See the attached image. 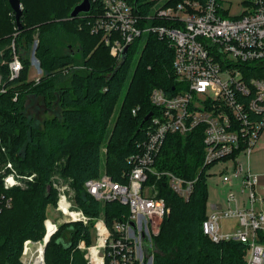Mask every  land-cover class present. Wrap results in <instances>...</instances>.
<instances>
[{
    "label": "trees",
    "instance_id": "obj_1",
    "mask_svg": "<svg viewBox=\"0 0 264 264\" xmlns=\"http://www.w3.org/2000/svg\"><path fill=\"white\" fill-rule=\"evenodd\" d=\"M80 1L20 0V28L8 1L0 0V87L4 88L0 90V155L9 157L19 172H36L28 188L4 190L12 196V205L0 212V264H22L24 240L42 238L47 205L56 201L50 177L57 167L70 179L76 205L88 215L103 213L109 223L127 212L126 205L117 201H96L83 182L102 172L125 180L128 156L139 150L138 141L149 123H142V118L151 110L156 112L151 90L160 87L172 93L177 86L171 67L173 49L165 39L147 33L130 73V54L139 37L130 43L125 59L117 60L101 34L91 32L94 18L102 12L99 0H90L88 12L71 17V9ZM127 1L143 15L154 3ZM35 39V56L42 69L37 81L28 78V52ZM12 41L23 67L9 79ZM66 74L60 81V75ZM29 96L40 98L45 110L52 107L59 112L36 124L26 111ZM202 139L201 126L185 134L168 133L155 157V168L192 181V188L185 198L170 188L166 176L146 180L156 184L157 195L169 207L154 236L152 264H244L243 242H216L202 230L208 167L202 165ZM58 227L44 247L45 264H86L76 244L82 238L89 241V226L64 222Z\"/></svg>",
    "mask_w": 264,
    "mask_h": 264
},
{
    "label": "built area",
    "instance_id": "obj_2",
    "mask_svg": "<svg viewBox=\"0 0 264 264\" xmlns=\"http://www.w3.org/2000/svg\"><path fill=\"white\" fill-rule=\"evenodd\" d=\"M162 1L143 15L127 0H99L102 12L91 24V32L101 34V41L117 60L124 46L129 47L143 33L156 34L173 49L171 67L177 86L172 87V93L160 87L151 90L149 97L156 112L146 120L149 123L138 141L139 150L128 156L130 168L122 174L125 180L102 172L83 182L96 201H117L126 205L127 212L109 223L103 213L88 215L70 198V179L61 183L50 178L57 192L54 215L45 212L44 233L35 242L48 241L64 222H80L94 235L93 240L82 238L76 244L86 264H152L155 243L151 230L154 221L160 222L168 214L169 207L157 195L156 184L146 180L166 176L170 188L187 198L192 181L153 165L168 133L185 134L201 126L202 165L221 164L219 178L226 187L225 206L206 214L202 230L216 242H243L244 264H264V198L258 197L259 205H254L258 175L250 169L252 147L264 130V0H246L241 12L232 18L219 14L218 0ZM154 19L164 23L150 22ZM35 43L36 39L28 57L36 71L31 79L37 81L42 69ZM13 44H9V79L17 77L23 67ZM1 165L0 212L12 205V196L4 190L27 186L36 179L34 172L20 174L7 156L0 155ZM223 218L236 221L226 229L220 224ZM35 242L24 240L22 264H35L30 256Z\"/></svg>",
    "mask_w": 264,
    "mask_h": 264
},
{
    "label": "rangeland",
    "instance_id": "obj_3",
    "mask_svg": "<svg viewBox=\"0 0 264 264\" xmlns=\"http://www.w3.org/2000/svg\"><path fill=\"white\" fill-rule=\"evenodd\" d=\"M175 0H172V2H174ZM246 0H218V3L220 5V9H219V14H221L223 17H235L236 15H238L241 10L243 9V7L245 6V2ZM163 2L162 0H154L153 5H156L158 3ZM170 3V2H169ZM145 33H143L139 38H137L136 42L134 43V50L133 52L130 54L131 55V63H130V73L132 72L134 65L136 63L137 58L139 57V53L141 52V48L145 42ZM129 73V75H130ZM36 75V71L35 68L32 64L29 65L28 68V78L31 77H35ZM128 75V77H129ZM61 79L60 81H62L64 78H66L68 75H60ZM26 102V107H27V114L30 115L32 117V119L34 120V122L37 124H39V122L45 118V117H50L53 113H58L59 109L55 108L53 109L52 107L48 108V110H45L42 107V100H40V98H35L32 96H29ZM53 110H52V109ZM119 106L117 105L115 110H114V114L117 113ZM260 136L257 140V142L255 143L254 147H252V151L250 154V169L253 172H256L258 174V180H257V184L254 187V191L257 197V200L255 201L254 205H259V201H258V197L260 198H264V130H262L261 133H259ZM104 150V148L102 149V151ZM1 168L4 167V165L0 166ZM14 167L17 169V167L14 165ZM18 170V169H17ZM220 170H221V164L216 163L213 165H210L206 168V172H207V200H206V214H209L215 210H218L220 208H222L224 206V198L226 195V187H224V185L221 183V178L220 177ZM19 172V170H18ZM34 172V171H32ZM30 173V172H29ZM36 173V172H34ZM20 174L23 175H27L28 172H20ZM53 178L55 181H60L61 183H65L67 180H69V178L62 174L61 171L59 170V168H55V170L51 173V177ZM22 181L24 180L23 178H20ZM33 182L28 183L27 186L24 187H16L19 189H25L28 188V186L32 185ZM55 192L56 189L54 188ZM1 191V190H0ZM69 195L70 198H73L75 195L74 189L71 186V190L69 191ZM56 197H57V192H56ZM53 204H48L46 211L48 214L50 215H54V211H53ZM236 219H232V218H227V219H221L220 220V224L222 226V228H228L229 226L234 225ZM160 222H155L154 221V226H153V230H151V235H152V239L154 242V236L158 233L159 231V227H160ZM94 235L93 233L90 235V239L93 240ZM38 241V240H36ZM35 242V241H33ZM35 249H36V242L33 243L31 245V249H30V256L34 255L35 253ZM78 249V248H77ZM80 250V249H79ZM80 252L83 254V252L80 250Z\"/></svg>",
    "mask_w": 264,
    "mask_h": 264
},
{
    "label": "water",
    "instance_id": "obj_4",
    "mask_svg": "<svg viewBox=\"0 0 264 264\" xmlns=\"http://www.w3.org/2000/svg\"><path fill=\"white\" fill-rule=\"evenodd\" d=\"M11 9L14 12V16H15V20L16 23L18 25V27L21 28V21H20V15L22 14V5L20 0H7ZM136 2L134 1V4ZM91 8V2L90 0H81L79 3H77L76 5L73 6V8L70 11V16H77L78 13L80 12H88ZM128 51V45L124 46L122 53H121V57H120V61L122 62L125 59L126 53ZM117 68V66H116ZM152 110L147 112L143 118H142V123L144 121H146L150 116H151ZM47 242V241H46ZM45 242V244H46ZM44 244V245H45Z\"/></svg>",
    "mask_w": 264,
    "mask_h": 264
},
{
    "label": "bare ground",
    "instance_id": "obj_5",
    "mask_svg": "<svg viewBox=\"0 0 264 264\" xmlns=\"http://www.w3.org/2000/svg\"><path fill=\"white\" fill-rule=\"evenodd\" d=\"M47 238V237H46ZM44 241H40V242H36V249H35V253L33 258H34V261H35V264H43L44 260Z\"/></svg>",
    "mask_w": 264,
    "mask_h": 264
},
{
    "label": "crops",
    "instance_id": "obj_6",
    "mask_svg": "<svg viewBox=\"0 0 264 264\" xmlns=\"http://www.w3.org/2000/svg\"><path fill=\"white\" fill-rule=\"evenodd\" d=\"M255 173H256V172H255ZM256 174H257V173H256ZM257 175H258V174H257ZM257 178H258V176H257ZM257 180H258V179H257ZM224 206H225V198H224ZM224 206H223V207H224Z\"/></svg>",
    "mask_w": 264,
    "mask_h": 264
}]
</instances>
